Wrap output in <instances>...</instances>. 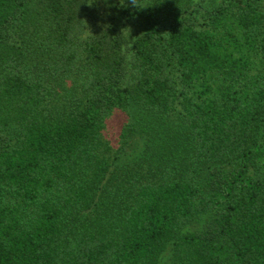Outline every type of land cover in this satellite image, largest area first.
<instances>
[{"label": "trees", "instance_id": "16d2710c", "mask_svg": "<svg viewBox=\"0 0 264 264\" xmlns=\"http://www.w3.org/2000/svg\"><path fill=\"white\" fill-rule=\"evenodd\" d=\"M0 264H264V0H0Z\"/></svg>", "mask_w": 264, "mask_h": 264}, {"label": "rangeland", "instance_id": "374dc122", "mask_svg": "<svg viewBox=\"0 0 264 264\" xmlns=\"http://www.w3.org/2000/svg\"><path fill=\"white\" fill-rule=\"evenodd\" d=\"M171 118L172 117H162L148 114L139 109H132L131 119L136 125L137 132L124 155V162L131 163L137 159L148 138L157 137L166 133L167 128L169 127H172L174 131L177 132L179 124L177 125V121ZM123 121V115L117 112L110 117L107 122L103 135L105 140H107L112 146H117Z\"/></svg>", "mask_w": 264, "mask_h": 264}, {"label": "clouds", "instance_id": "9594fccd", "mask_svg": "<svg viewBox=\"0 0 264 264\" xmlns=\"http://www.w3.org/2000/svg\"><path fill=\"white\" fill-rule=\"evenodd\" d=\"M133 3H134V0H133Z\"/></svg>", "mask_w": 264, "mask_h": 264}]
</instances>
